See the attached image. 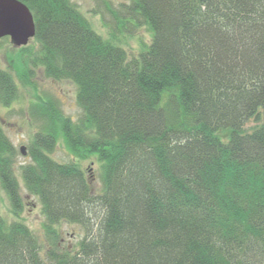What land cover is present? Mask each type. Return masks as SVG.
<instances>
[{
    "label": "trees",
    "instance_id": "trees-1",
    "mask_svg": "<svg viewBox=\"0 0 264 264\" xmlns=\"http://www.w3.org/2000/svg\"><path fill=\"white\" fill-rule=\"evenodd\" d=\"M21 1L38 50L21 47L19 76L31 62L72 80L84 117L40 99L45 130L21 168L47 247L0 214V264H264V125L244 129L264 114V0H133L153 31L134 56L71 0ZM17 95L0 68V103ZM60 136L100 161L101 192L79 163L52 158ZM15 156L0 124V180L19 215ZM63 221L84 229L74 250L61 245Z\"/></svg>",
    "mask_w": 264,
    "mask_h": 264
},
{
    "label": "rangeland",
    "instance_id": "rangeland-1",
    "mask_svg": "<svg viewBox=\"0 0 264 264\" xmlns=\"http://www.w3.org/2000/svg\"><path fill=\"white\" fill-rule=\"evenodd\" d=\"M90 20L97 32L105 38H115L130 56L137 55L153 39L151 27L131 10L133 0H71ZM27 47H33L36 52L38 45L34 38ZM22 47V46H21ZM21 47H16L10 38L3 37L0 42V68L7 70L14 76L18 86V95L10 104L0 103V124L6 135L15 146L14 172L20 184V194L23 207L19 215L13 211L6 190L0 180V214L8 221L21 220L37 235L42 245L41 253L45 255L47 240L43 227L44 214L39 198L31 194L22 178V165L31 162L30 146L37 132L45 130L47 117L41 115L40 99L49 101L53 108L75 122L84 117V110L77 100V86L69 79L56 80L48 77L41 66L29 63L28 79L19 76L22 62L20 54L24 53ZM25 49V48H24ZM24 60H27L25 57ZM264 125V114L258 118H250L244 125L245 131H252L255 127ZM222 137H227V131H220ZM25 147L23 153L21 147ZM52 158L59 162H77L91 176V184L95 192H101V163L96 156L79 158L67 147L65 140L60 136ZM55 227L61 233L62 247L74 250L78 241L84 236V229L78 223L60 222Z\"/></svg>",
    "mask_w": 264,
    "mask_h": 264
},
{
    "label": "water",
    "instance_id": "water-1",
    "mask_svg": "<svg viewBox=\"0 0 264 264\" xmlns=\"http://www.w3.org/2000/svg\"><path fill=\"white\" fill-rule=\"evenodd\" d=\"M36 35V23L29 6L21 0H0V40L9 36L16 47L25 46ZM26 153L25 147H21Z\"/></svg>",
    "mask_w": 264,
    "mask_h": 264
}]
</instances>
